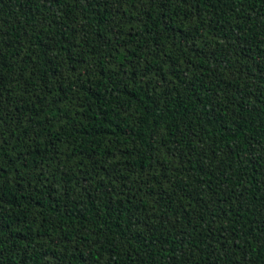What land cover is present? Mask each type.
Here are the masks:
<instances>
[{
  "label": "trees",
  "instance_id": "obj_1",
  "mask_svg": "<svg viewBox=\"0 0 264 264\" xmlns=\"http://www.w3.org/2000/svg\"><path fill=\"white\" fill-rule=\"evenodd\" d=\"M0 264H264V0H0Z\"/></svg>",
  "mask_w": 264,
  "mask_h": 264
}]
</instances>
